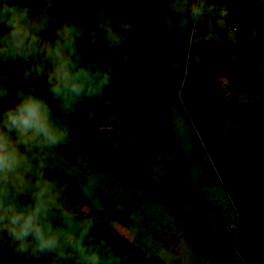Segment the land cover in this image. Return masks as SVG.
<instances>
[{"label":"clouds","instance_id":"1","mask_svg":"<svg viewBox=\"0 0 264 264\" xmlns=\"http://www.w3.org/2000/svg\"><path fill=\"white\" fill-rule=\"evenodd\" d=\"M121 2L90 0L95 14L57 17L48 0H33L35 7L0 0V103L13 104L0 111V252L13 264L17 258L22 264H133L134 251L152 264L162 255L119 218L124 212L133 225L134 212L96 195L91 176L85 174V183L68 178L58 162L70 146L79 148L77 129L111 107L109 89L136 55L123 45L147 35L144 25L120 16ZM143 6L157 10L151 0ZM166 8L177 33L190 30L218 49L222 34L234 30L232 11L217 0H172ZM257 10L264 11V0H255ZM242 31L253 45L264 41L251 24ZM192 46V39L181 45ZM169 67L186 75L189 59H173ZM186 83L177 80L173 99H182Z\"/></svg>","mask_w":264,"mask_h":264},{"label":"rangeland","instance_id":"2","mask_svg":"<svg viewBox=\"0 0 264 264\" xmlns=\"http://www.w3.org/2000/svg\"><path fill=\"white\" fill-rule=\"evenodd\" d=\"M20 2L35 7L33 0ZM48 2L57 17L63 16L60 0ZM151 2L157 8L156 41L147 50L154 77L172 88L178 79L187 81L182 99L171 102L169 128L190 158L193 188L204 196L211 222L208 240L216 247H232L234 264H264V41L253 45L244 37L242 27L255 25L235 11L238 3L229 7L226 0H217L232 11L235 29L222 34L218 49L192 38L190 30L177 33L167 12L169 3ZM123 3L129 0H122L118 11ZM188 39L193 42L190 50L181 47ZM184 57L189 59L188 72L177 77L169 65ZM11 74L18 77L15 71ZM17 83L23 86L22 80ZM12 106L0 103V111ZM112 106L113 116L99 113L97 119L95 160L84 158L80 146H70L58 157L61 169L77 183H85V174L91 176L96 195L136 214L133 225L124 212L119 218L162 254L152 264H211L193 241L198 219L194 208L176 198L173 155L153 156L124 104L112 100ZM75 206L82 207L80 202ZM0 257L13 264L7 251ZM15 264L22 262L17 258Z\"/></svg>","mask_w":264,"mask_h":264},{"label":"trees","instance_id":"3","mask_svg":"<svg viewBox=\"0 0 264 264\" xmlns=\"http://www.w3.org/2000/svg\"><path fill=\"white\" fill-rule=\"evenodd\" d=\"M63 16L78 15L81 11H92L90 0H60ZM172 0H165L170 3ZM228 6H236L242 9L243 17L250 20L262 33H264V11H253V0H226ZM144 0H134L131 7L126 3L120 6L119 13L123 19H130L132 23H141L147 29V35L139 39L130 38L123 45L124 51L134 50L135 58L129 62L128 70L119 78V82L109 89L108 95L112 100L124 104L130 120L140 126L151 146L152 155L161 157L165 154L173 155L171 174L174 176L176 198L194 208L197 214V226L193 241L201 254L211 264H234L235 252L232 247L214 246L209 240L210 218L203 204L204 196L197 192L192 185L189 162L190 158L180 147L173 137L169 120L171 115L170 105L173 101L172 87L163 85L154 77L148 54L149 44L156 41L154 32L155 12L149 13L143 6ZM139 17V21L137 20ZM243 42V38L239 39ZM251 48V47H250ZM236 53L237 49L233 48ZM238 64V63H237ZM42 87V80L37 81ZM116 109L111 105L109 108H101L100 115L107 118L115 114ZM100 123L96 120L86 128H78L80 137L81 154L84 158L95 160L98 149L97 131ZM99 165V164H98ZM0 264H11L0 257ZM133 264H147L138 254L133 252Z\"/></svg>","mask_w":264,"mask_h":264},{"label":"crops","instance_id":"4","mask_svg":"<svg viewBox=\"0 0 264 264\" xmlns=\"http://www.w3.org/2000/svg\"><path fill=\"white\" fill-rule=\"evenodd\" d=\"M171 2H172V1H171ZM171 2H170V3H171Z\"/></svg>","mask_w":264,"mask_h":264},{"label":"built area","instance_id":"5","mask_svg":"<svg viewBox=\"0 0 264 264\" xmlns=\"http://www.w3.org/2000/svg\"><path fill=\"white\" fill-rule=\"evenodd\" d=\"M235 30V29H234Z\"/></svg>","mask_w":264,"mask_h":264}]
</instances>
